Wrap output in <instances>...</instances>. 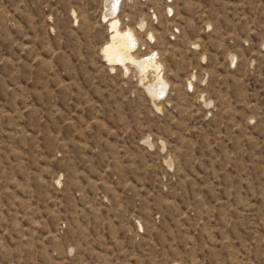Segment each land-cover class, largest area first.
<instances>
[{
	"label": "rangeland",
	"instance_id": "rangeland-1",
	"mask_svg": "<svg viewBox=\"0 0 264 264\" xmlns=\"http://www.w3.org/2000/svg\"><path fill=\"white\" fill-rule=\"evenodd\" d=\"M0 264H264V0H0Z\"/></svg>",
	"mask_w": 264,
	"mask_h": 264
},
{
	"label": "bare ground",
	"instance_id": "bare-ground-1",
	"mask_svg": "<svg viewBox=\"0 0 264 264\" xmlns=\"http://www.w3.org/2000/svg\"><path fill=\"white\" fill-rule=\"evenodd\" d=\"M115 36L116 37L113 39L114 43L112 45H110L111 47L109 48L110 56L114 59L115 58H117V59L121 58L122 59L123 57L127 58L126 56L128 54H126V51H129L131 49V45L129 44V41H128L129 36H126L125 34L121 35V36L117 34ZM117 59H115V60H117ZM119 59H118V61H119ZM152 63H153V61L151 59H149V60L143 62L142 65L146 64L145 68H147L148 66L152 67Z\"/></svg>",
	"mask_w": 264,
	"mask_h": 264
}]
</instances>
